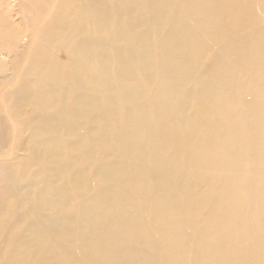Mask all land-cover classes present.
Masks as SVG:
<instances>
[{"label":"bare ground","instance_id":"6f19581e","mask_svg":"<svg viewBox=\"0 0 264 264\" xmlns=\"http://www.w3.org/2000/svg\"><path fill=\"white\" fill-rule=\"evenodd\" d=\"M0 59V264H264V0H0Z\"/></svg>","mask_w":264,"mask_h":264},{"label":"rangeland","instance_id":"374dc122","mask_svg":"<svg viewBox=\"0 0 264 264\" xmlns=\"http://www.w3.org/2000/svg\"><path fill=\"white\" fill-rule=\"evenodd\" d=\"M31 1H33V0H31ZM54 5H55V3H53V4H50L49 5V7H48V11H50L49 13L48 12H45V13H43L42 15H41V17H40V24H38L37 26H36V29H37V31L38 30H40L41 28H42V26H44V24L49 20V18L51 17V14H52V11H53V8H54ZM52 7V8H51ZM46 13H48V14H46ZM15 14V13H14ZM45 14V15H44ZM21 16H24V18L25 19H28V17H29V15L26 13V12H24V13H22L21 14ZM44 16V17H43ZM20 17V16H19ZM43 17V18H42ZM18 19V18H17ZM17 23V22H16ZM27 39H28V37H26V36H23V43H26L27 42ZM35 45H34V43H33V45L31 46L32 48L34 47ZM32 48H30V50L32 49ZM29 50V51H30ZM1 60V59H0ZM22 64H20V65H22L21 66V68H23V69H21V68H18V72H17V74H19V76L17 77L18 79L20 78V76H21V74H22V72L24 71V69L26 68V66H27V59H25V60H23L22 62H21ZM25 66V67H24ZM20 67V66H19ZM210 67V66H209ZM21 70V71H20ZM4 71L5 72H7L8 74H10V71L7 69V68H5L4 69ZM6 73V74H7ZM0 77H1V75H0ZM17 79V80H18ZM9 89H10V87L9 86H7ZM3 87H0V90L2 89ZM8 88H6V85H5V87H4V89H2L1 91H0V108H1V110H4L5 111V109H4V106H5V100H6V96H4L5 94V92L7 91V89ZM4 90V91H3ZM4 97V98H3ZM3 98V99H2ZM3 100V101H2ZM3 103V104H2ZM14 158V156H12V159ZM4 159H5V157H4ZM15 159V158H14ZM19 160L20 159H15V163H19ZM2 183H0V188L2 187Z\"/></svg>","mask_w":264,"mask_h":264}]
</instances>
